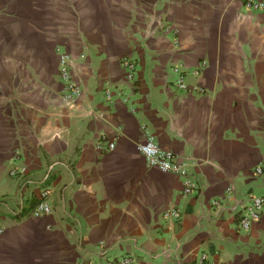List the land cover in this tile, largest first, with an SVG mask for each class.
Returning <instances> with one entry per match:
<instances>
[{
  "label": "crops",
  "instance_id": "obj_1",
  "mask_svg": "<svg viewBox=\"0 0 264 264\" xmlns=\"http://www.w3.org/2000/svg\"><path fill=\"white\" fill-rule=\"evenodd\" d=\"M62 55L81 89L73 110ZM124 57L136 62L133 80ZM181 74L189 89L176 84ZM50 127L65 133L45 141ZM149 136L188 169L192 193L138 150ZM259 167L264 12L242 0H0V264L101 253L264 264V214L249 231L238 225L240 206L264 192ZM46 186L52 209L34 215Z\"/></svg>",
  "mask_w": 264,
  "mask_h": 264
},
{
  "label": "built area",
  "instance_id": "obj_2",
  "mask_svg": "<svg viewBox=\"0 0 264 264\" xmlns=\"http://www.w3.org/2000/svg\"><path fill=\"white\" fill-rule=\"evenodd\" d=\"M243 5L246 9L250 11H262L264 12V0H242ZM206 61H201L200 65H205ZM122 65L126 68V76L129 80H133L136 73V62L130 57H124L122 59ZM72 62L67 55L61 56V65L59 69V74L62 81L65 83V90L62 94V99L69 110H73L76 106L77 100L81 95V89L78 84L73 80L71 69ZM199 67H196L194 74L198 75ZM176 84L181 89H189V85L185 82L183 74L180 75ZM199 92H203V87H196ZM65 133V128L62 127H50L46 128L44 133L45 141H50L52 139L61 138ZM114 143H109V148L112 149ZM138 150L146 157L148 163L162 171H172L183 176V192L185 194L192 193L197 185L195 181L190 177L188 169L184 167L178 160H176L175 154L172 150L161 147L154 139L153 136H149L145 141L140 142L137 146ZM58 162H55L49 166L48 171L44 175V179H48L51 171ZM22 168L14 167L10 169V175L16 176L22 172ZM257 173L263 174L264 170L262 168H257ZM51 194V188L46 186L42 189L40 198L37 204L33 207L32 213L34 215H41L50 213L52 207L49 202V196ZM212 205L216 207L221 206V201L219 199L212 200ZM239 220L238 225L244 231H249L252 225L259 222L263 218L264 214V192L260 194L251 195L249 201L239 208ZM169 218H179L180 211L176 208H171L167 213ZM101 253L103 261H87L83 264H131L133 262V257L131 255H122L117 257L108 258ZM196 264H211L208 261V255L202 253Z\"/></svg>",
  "mask_w": 264,
  "mask_h": 264
}]
</instances>
